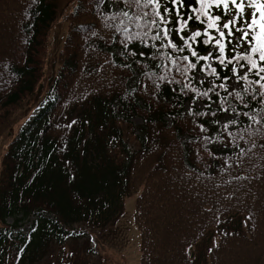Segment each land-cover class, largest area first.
Returning <instances> with one entry per match:
<instances>
[{
	"label": "trees",
	"instance_id": "16d2710c",
	"mask_svg": "<svg viewBox=\"0 0 264 264\" xmlns=\"http://www.w3.org/2000/svg\"><path fill=\"white\" fill-rule=\"evenodd\" d=\"M121 8L114 0H0V141L18 116L39 109L2 153L0 264H43L68 229L116 224L132 195L139 264H264V105L248 101L255 119L240 115L221 129L213 121L224 113L180 91L172 77H182L165 70L163 57L152 60L155 49L135 37L143 29ZM54 29L64 39L49 82ZM31 217L34 231L15 233Z\"/></svg>",
	"mask_w": 264,
	"mask_h": 264
},
{
	"label": "snow or ice",
	"instance_id": "6c2138e0",
	"mask_svg": "<svg viewBox=\"0 0 264 264\" xmlns=\"http://www.w3.org/2000/svg\"><path fill=\"white\" fill-rule=\"evenodd\" d=\"M114 2L122 5L120 14L130 24L135 22L137 28L143 29L134 35L145 47L155 49L152 60L163 57L167 61L162 65L166 71L179 73L182 80L188 81L182 83V80L172 77L176 84H182L180 91L185 95L193 93L190 97L192 102L207 99L216 105L217 112L224 113L213 123L227 130L230 125L238 123L240 115L250 121L255 119L249 115L254 109L248 101L264 105V0ZM129 12L133 14L129 15ZM121 23L124 21L121 20ZM124 32L131 41L133 34L129 33L128 27L124 28ZM122 43L125 49L129 48L127 43ZM197 45L208 47L201 49ZM131 55L144 56L145 53L132 51ZM136 62L140 63L139 60ZM158 79L164 81L166 78L160 76ZM196 84L206 86L205 90L201 91ZM155 86L159 87V84ZM218 89L223 90L224 95ZM212 93L215 99L210 95ZM228 98L239 103V111L225 106ZM207 106L210 108L211 104ZM187 111L196 116L204 115L203 112H193L191 108ZM255 123L259 125L260 121L255 120ZM200 127L204 129L203 125ZM228 134L231 135L230 132Z\"/></svg>",
	"mask_w": 264,
	"mask_h": 264
},
{
	"label": "rangeland",
	"instance_id": "374dc122",
	"mask_svg": "<svg viewBox=\"0 0 264 264\" xmlns=\"http://www.w3.org/2000/svg\"><path fill=\"white\" fill-rule=\"evenodd\" d=\"M64 39L63 29H54L51 36V48L48 59V81L50 78H54L55 73L58 70L57 57L62 48ZM53 82V81H52ZM51 82V83H52ZM204 104L198 103V108H205ZM24 121V116H18L14 120L13 130L9 131L0 141V161L2 153H4L6 146L9 142L11 134L16 133ZM135 126L142 125L140 119H134ZM129 148L134 150L136 144L129 137L127 139ZM135 196L128 197L125 200L124 217L119 220L113 226L96 230L87 226L79 225L74 229H77V234L74 233V238L68 239L65 246L55 249L51 248L50 258L45 264H138L140 257L139 244L140 235L133 223V213L135 208ZM9 223H12V219H8ZM26 221L23 226V231H28L31 226V222ZM72 229V230H74ZM50 254V253H49ZM43 263V264H44Z\"/></svg>",
	"mask_w": 264,
	"mask_h": 264
}]
</instances>
